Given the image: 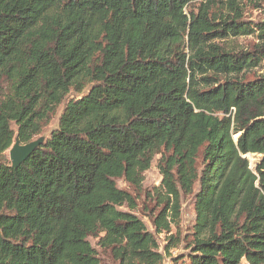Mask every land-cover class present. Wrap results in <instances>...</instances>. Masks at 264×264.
Returning a JSON list of instances; mask_svg holds the SVG:
<instances>
[{
    "label": "trees",
    "instance_id": "1",
    "mask_svg": "<svg viewBox=\"0 0 264 264\" xmlns=\"http://www.w3.org/2000/svg\"><path fill=\"white\" fill-rule=\"evenodd\" d=\"M246 1L0 0V157L87 88L18 167L0 161V264H102L89 238L115 264H162L117 186L141 187L156 156L172 264H264V76L244 80L264 68V22L243 21Z\"/></svg>",
    "mask_w": 264,
    "mask_h": 264
},
{
    "label": "rangeland",
    "instance_id": "2",
    "mask_svg": "<svg viewBox=\"0 0 264 264\" xmlns=\"http://www.w3.org/2000/svg\"><path fill=\"white\" fill-rule=\"evenodd\" d=\"M242 6V19L244 22H248L250 24L264 22V0H248L244 2ZM257 42L258 39L255 37V35L228 37V39L225 40V43L227 44H232L237 48L244 49L250 48L253 44ZM263 76L264 68L257 67L251 69V71L249 72H246L244 74V80H253ZM86 92L87 88L81 94H78L74 91H70L65 100L57 107L54 115H52L51 118L47 121V124L44 126L41 133L35 136L33 140H36L38 138H48L50 132L58 126L59 118L63 111L65 103L70 99L83 96ZM158 157L159 156L154 157L151 163V167L144 172V180L142 182L141 187L135 188L123 179L117 180V186L120 189L128 192L131 197L135 200L136 208L133 210V213L144 222L147 230L155 235V238L158 242L159 251L164 254V261L162 264H172V257L177 255L179 252L183 251L184 245L181 244L177 247L169 249V251H165V247L168 244V234L175 233V228L172 227V231L170 233H155L153 220L155 218V215L159 212L160 206L157 205V202L152 196V194L154 188L160 184L162 179L160 171L157 167ZM245 157L249 163V167L254 171L257 163L260 161L262 156L260 154L248 153L245 155ZM1 159L10 162L9 149H7L3 153V155L0 157V161ZM193 200L194 199L192 195L183 194L181 197L180 230L182 235L186 234L189 227L193 224L195 218ZM122 209L127 210V208L124 206L122 207ZM89 241L98 250L102 260V264H115L110 257L102 255L96 244L97 240L95 238H89ZM241 264L247 263L245 261H242Z\"/></svg>",
    "mask_w": 264,
    "mask_h": 264
},
{
    "label": "water",
    "instance_id": "3",
    "mask_svg": "<svg viewBox=\"0 0 264 264\" xmlns=\"http://www.w3.org/2000/svg\"><path fill=\"white\" fill-rule=\"evenodd\" d=\"M43 141V138L20 144L15 141L9 148V159L13 167H18L26 158L35 150V148Z\"/></svg>",
    "mask_w": 264,
    "mask_h": 264
}]
</instances>
